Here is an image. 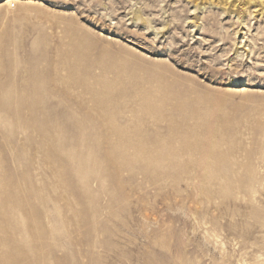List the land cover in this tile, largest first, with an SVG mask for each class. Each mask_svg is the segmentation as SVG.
Listing matches in <instances>:
<instances>
[{
  "label": "rangeland",
  "instance_id": "374dc122",
  "mask_svg": "<svg viewBox=\"0 0 264 264\" xmlns=\"http://www.w3.org/2000/svg\"><path fill=\"white\" fill-rule=\"evenodd\" d=\"M0 264H264V0H0Z\"/></svg>",
  "mask_w": 264,
  "mask_h": 264
}]
</instances>
